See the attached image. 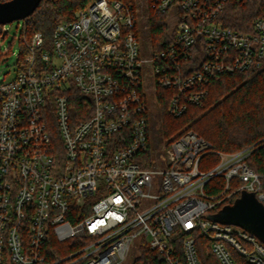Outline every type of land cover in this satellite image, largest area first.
I'll return each mask as SVG.
<instances>
[{"label":"built area","instance_id":"obj_1","mask_svg":"<svg viewBox=\"0 0 264 264\" xmlns=\"http://www.w3.org/2000/svg\"><path fill=\"white\" fill-rule=\"evenodd\" d=\"M252 1L95 0L49 40L24 38L16 77L0 83V264H124L130 254L133 264H205L203 253L264 264L263 242L213 219L244 193L264 206L253 149L223 153L188 129L158 140L151 130L162 99L182 118L204 106L216 77L264 66V17L250 31L223 20ZM150 7L166 15L159 50ZM215 179L221 192L209 194ZM50 233L77 250L49 262Z\"/></svg>","mask_w":264,"mask_h":264},{"label":"trees","instance_id":"obj_2","mask_svg":"<svg viewBox=\"0 0 264 264\" xmlns=\"http://www.w3.org/2000/svg\"><path fill=\"white\" fill-rule=\"evenodd\" d=\"M93 1L95 0H43L34 14L23 21L20 45L23 46L24 38L29 39L38 31L49 40L56 24L61 20H74L75 15ZM108 1L133 3V0ZM149 14L148 33L154 48L159 50L167 45L166 39L169 38L166 15L155 12L151 7ZM259 17H264V0H254L237 6L231 5L223 14L225 26L241 31H250L252 22ZM1 33H3V26H0ZM21 54H24L23 50ZM160 94H163L162 91ZM74 97L75 105H82L85 100L77 90H74ZM167 108L168 101L162 99L158 114L151 120L154 139L158 140L159 135L168 139L188 129L208 141L218 152L235 153L252 148V154L247 161L248 166L264 176V67L259 70L216 77L209 85V95L204 106L190 108L182 118L171 117L167 113ZM79 118L85 119V117ZM203 162L210 163V167H213L218 164L219 159L216 155L210 154L205 156ZM222 182L221 179H215L207 187V192L220 193L221 188H217L216 185L221 186ZM85 208L78 209L82 217L88 214V209ZM77 247V244L58 242L50 233L46 247L47 260L54 262L68 258L77 250ZM201 257L205 264H219L209 253H203ZM70 263L71 260H66L62 264Z\"/></svg>","mask_w":264,"mask_h":264},{"label":"water","instance_id":"obj_3","mask_svg":"<svg viewBox=\"0 0 264 264\" xmlns=\"http://www.w3.org/2000/svg\"><path fill=\"white\" fill-rule=\"evenodd\" d=\"M43 0H12L0 2V26L20 22L31 17ZM213 219L238 225L264 243V206L254 194L244 193L233 206L225 207Z\"/></svg>","mask_w":264,"mask_h":264},{"label":"rangeland","instance_id":"obj_4","mask_svg":"<svg viewBox=\"0 0 264 264\" xmlns=\"http://www.w3.org/2000/svg\"><path fill=\"white\" fill-rule=\"evenodd\" d=\"M145 24L146 20L141 21ZM18 22L5 26L6 32L0 34V83L13 80L16 77L18 66V55L21 50L20 38L22 35V27H18ZM143 47L145 48L144 41ZM262 66L260 69H262ZM259 70V69H258ZM175 136V135H174ZM228 207L224 205V208ZM135 249L132 246V250ZM134 256L130 254L124 264H133Z\"/></svg>","mask_w":264,"mask_h":264}]
</instances>
